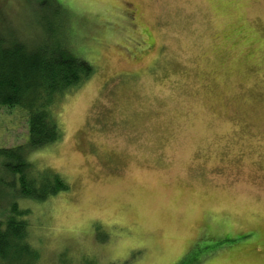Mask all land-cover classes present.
<instances>
[{"label": "rangeland", "instance_id": "obj_1", "mask_svg": "<svg viewBox=\"0 0 264 264\" xmlns=\"http://www.w3.org/2000/svg\"><path fill=\"white\" fill-rule=\"evenodd\" d=\"M45 1L0 0V38L37 40ZM56 1L95 70L29 150L69 185L18 201L38 264H264V0ZM27 140L0 105V147Z\"/></svg>", "mask_w": 264, "mask_h": 264}, {"label": "trees", "instance_id": "obj_2", "mask_svg": "<svg viewBox=\"0 0 264 264\" xmlns=\"http://www.w3.org/2000/svg\"><path fill=\"white\" fill-rule=\"evenodd\" d=\"M41 5L35 15L41 27L37 40L0 38V105L21 106L28 123L26 144L0 147V196H10L0 212V264H38V252L28 238V211L18 201L41 200L69 185L58 173L37 169L29 150L62 138L55 102L95 70L66 45L65 7L56 0Z\"/></svg>", "mask_w": 264, "mask_h": 264}]
</instances>
